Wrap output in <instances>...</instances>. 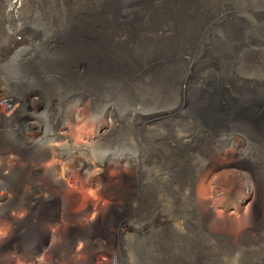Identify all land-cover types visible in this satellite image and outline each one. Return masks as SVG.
Returning <instances> with one entry per match:
<instances>
[{"label": "rangeland", "instance_id": "rangeland-1", "mask_svg": "<svg viewBox=\"0 0 264 264\" xmlns=\"http://www.w3.org/2000/svg\"><path fill=\"white\" fill-rule=\"evenodd\" d=\"M95 3L0 0V145L24 157L29 168L54 163L60 169L72 164L63 191L49 188V192L69 199L68 214L76 220L50 216L61 202L47 203L43 197L32 203L33 212L49 209L38 217L44 227L61 223L68 229L88 222L96 237L93 257L86 254L85 258L92 257L95 264H264V242L233 245L228 239L234 240L236 232L227 229L230 237L221 243L199 228L192 205L211 197L209 189L200 192L203 182L207 186L213 180L228 191V218H221L222 204L214 208L222 226L230 227L237 213L235 205L246 208L247 198L239 196L247 197L248 192L229 187L227 174L234 171L232 166H206L201 150L209 142V130L185 112L188 100L200 99L202 105L203 99L220 97L225 103H238L239 108L259 103L249 117L261 115L264 0H198L196 9L183 15L180 33L165 38L168 50L157 52L164 46L161 41L154 42L157 49L122 47L133 51L130 55L139 61L168 52L166 60L159 61L152 72L144 67L148 75H137L130 82L101 85L94 76L98 37L94 23L89 22ZM209 26L212 29L201 35ZM211 33L218 39L221 35H249L260 42L259 48L250 43L255 51L239 55L235 65L228 67L224 56L209 49ZM215 45L237 52L242 43ZM64 132L68 138H63ZM179 137L183 143L178 142ZM221 139L216 144L220 149L236 155L242 152L248 163L264 169V150L244 134L229 132ZM45 152L49 157L40 159ZM104 167L115 186L132 185L126 202L120 191L109 189L105 197L91 198L82 188L84 176L96 188L103 186L98 170ZM30 173L28 167L21 170L25 178L40 180ZM46 182L44 178L42 183ZM9 192L0 177V197ZM222 193L218 189L213 196L220 199ZM20 210L15 216L19 219L16 233L14 224L0 212V264H54L46 246H39L34 254L24 249L23 242L39 229L36 222L25 221ZM261 225L264 234V221Z\"/></svg>", "mask_w": 264, "mask_h": 264}, {"label": "bare ground", "instance_id": "bare-ground-1", "mask_svg": "<svg viewBox=\"0 0 264 264\" xmlns=\"http://www.w3.org/2000/svg\"><path fill=\"white\" fill-rule=\"evenodd\" d=\"M197 6L198 0H96L94 11H92L93 15L90 12L89 22L94 23L93 27L98 37L94 67V76L97 84L101 85L111 82L123 84L135 80L137 75L141 77L147 74L144 73L145 71L152 72L150 70L156 65L158 66L159 61L166 60L170 56L168 52L163 55L158 54L165 49L168 50V48H165V38L171 34L178 35L183 28V15L190 10L194 11ZM88 9L89 7L86 8L87 11ZM86 10L84 11L86 12ZM228 15L233 16L231 14ZM211 29L212 26L205 27L200 33L201 35H204V32L207 34L208 30ZM235 31L237 32V30ZM122 37H125L126 41H123ZM210 38L212 39V45L209 49L212 52L218 51L221 56H224L227 60L225 65L228 67L235 65L239 55L244 56L247 52L258 49L257 44L260 43L252 40L249 35H238V33L235 36L221 35L222 39H218L211 33ZM160 41L164 44L163 48H160L161 51L157 49L158 45L154 44V42L160 44ZM252 42L256 44L254 49L250 45ZM236 43H242L237 52L228 49H219L215 45L220 44V47H229L228 45H235ZM125 45H130L135 48L134 50L138 51L141 50V47L148 45L151 48L155 47L154 49H157L158 53L150 56L151 58L139 61L135 56L130 55L133 51L122 48ZM146 66L150 69L146 70L144 68ZM203 101L204 103L201 105L200 99L188 100V102H185V112L189 113L192 119L198 121V126H205L209 130V142L201 150V154L207 160L205 162L206 166H210L211 168L227 165L232 166L234 171L227 174L229 177V187L232 188V191L235 186L241 187L247 190L248 195L247 197H244L242 194L239 196V199L242 200L247 198L246 208L242 209L243 207L235 205L237 213H234L231 218L232 222L229 224L230 227L226 226V223L222 226V223L214 215V208L215 205L222 204L224 213L221 218H228L226 216V211L230 205L229 198L227 199L229 197L228 191L225 189V186H222L223 184L217 185L213 180L208 183V180L207 186L203 182L200 192L203 193L206 189H209L211 197L202 200L196 205H192V214L196 218L197 224L203 234L209 238L219 240L221 243H227L228 238L226 236L230 235L227 229L236 232L234 240L230 239V236L228 239L229 243H231L230 240L234 243L233 245L264 242V234H262L263 227L261 225V222L264 221V169L248 163L247 156L242 154V152L236 155L234 151H224L220 149L219 145L216 146V144L223 142L221 139L222 136L229 132H239L252 141V144L264 150V110L257 119H253L249 116H254L260 107L259 103H254L253 108H250V106L239 108L237 107L238 103H225L220 97L218 99L209 97L206 100L203 99ZM180 117L182 116L180 115ZM62 134L64 136L63 138H68L67 133L64 132ZM179 141L183 143L181 137L178 138ZM28 151L30 152V149ZM48 157L49 152H45L39 158L44 159ZM25 160L20 154L0 145V177L6 181L10 191L9 194L1 195L0 197V209H2L0 212L14 224L16 228L14 229V233L19 230L16 227L19 219L15 217L19 209H21L20 214H22L23 219L29 222H36L39 229V233L32 231V234L26 238V241L23 242L24 249L27 250L28 254H34L39 249V246L44 245L48 253L53 257L54 264H95L92 259V246L94 245L92 240L96 236L90 231L88 222L87 224H76L68 229H64L61 223H57L53 227L52 225L51 227H44L42 218L39 219L38 217L48 212L49 209L47 208L46 210L44 207L45 209L42 211L35 210L33 212L32 210V203H35L39 197H43L47 203L49 201L56 203L59 200L61 205L59 204L54 208L50 216L60 215L62 219L66 218L67 221L75 219V217H70L68 214L67 197L61 198L62 200L59 199L60 197H57L59 194L57 192L63 191L64 189L69 171L72 167L71 162L66 163L60 169L54 163H49L45 167L35 164L29 168L30 163ZM41 162L44 163V160ZM27 167L31 172L30 174L36 175L40 180L33 178V176L25 178L21 175V170L27 169ZM107 169L108 167H104L98 170L99 177L104 184L103 186L100 185L102 188H96L88 176H84L89 179L86 180V178H83L82 188L86 190L91 198H96L97 196L105 197L109 189L110 192L120 191L124 202H126L129 197L126 194L130 191L132 185L126 188V186L120 183L122 185L116 184L117 186H115L111 182L112 179L107 175ZM44 178L49 181V183L46 182V185L42 183ZM49 188L54 189V192L56 190L57 192L55 194L57 195L55 196L49 192ZM218 189L223 192L221 196L223 198L219 199L213 196ZM35 193L37 196L34 195ZM190 200L193 203L192 198ZM225 205H228V207H225ZM161 208L165 211V207L162 206ZM22 217L19 215V218ZM80 217L77 220H80ZM163 219V216H160L161 223H163ZM212 222L215 224L213 228L210 225ZM101 226H104V224L101 223ZM81 228H84V230H81ZM5 247H8V244ZM86 254H90L92 257L86 259ZM101 264L108 263L106 261L101 262Z\"/></svg>", "mask_w": 264, "mask_h": 264}]
</instances>
